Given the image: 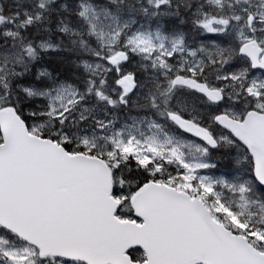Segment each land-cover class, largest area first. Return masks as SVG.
Listing matches in <instances>:
<instances>
[{
  "label": "snow or ice",
  "instance_id": "snow-or-ice-1",
  "mask_svg": "<svg viewBox=\"0 0 264 264\" xmlns=\"http://www.w3.org/2000/svg\"><path fill=\"white\" fill-rule=\"evenodd\" d=\"M0 264H264V0H0Z\"/></svg>",
  "mask_w": 264,
  "mask_h": 264
}]
</instances>
